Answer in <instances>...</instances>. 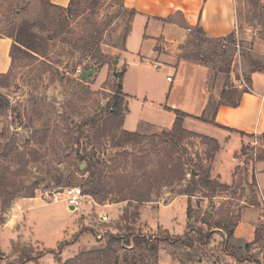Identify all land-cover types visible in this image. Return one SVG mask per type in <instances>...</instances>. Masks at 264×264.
Here are the masks:
<instances>
[{
  "label": "rangeland",
  "instance_id": "1",
  "mask_svg": "<svg viewBox=\"0 0 264 264\" xmlns=\"http://www.w3.org/2000/svg\"><path fill=\"white\" fill-rule=\"evenodd\" d=\"M40 1L0 0V35L4 36L12 23H34ZM240 6L238 23L241 19L244 25H250L263 32L264 17L260 3L257 2V8H254L245 0L244 6ZM16 8L22 10L18 16L14 14ZM96 12L93 20L104 28L101 50H106L105 45L122 48L123 35L130 25L131 14L122 10L120 6L117 7V4H101ZM87 14L84 16L87 17ZM81 21L82 19H79L71 25L72 34L62 37L65 41H50L48 57L45 59L29 57L15 50L13 52L15 63L7 75L0 77V133L4 135L0 139L2 149L4 148L3 154H0V175L7 174L14 186L8 192L15 193L8 207L0 210V264H19L22 250L29 248L35 251L29 254L33 259L28 264H59L55 259L57 257L64 262L80 253L102 250L107 243L108 235H126L125 225L117 220L118 207L100 209L94 206L111 205L109 200L117 197L113 194L101 204L95 200L93 202L86 200L75 212H69L64 201L53 203L43 197L57 189L85 188L84 177L75 173L83 172L86 168L85 164H80L77 160V152L82 153L84 149L95 160L103 163L101 169L105 181L110 185L109 191L116 189L113 185L118 176H129L137 174L138 171L140 174L142 170L154 172L160 165L170 162L171 152L154 137L141 145H130L116 150L110 147V138L98 139L94 137L95 131H91L88 139H80V147L75 144L79 135L76 126L89 118L96 116L100 119L106 115L107 108L112 105V91L116 88L118 78H114L112 72L113 70L120 72L123 68L122 66L118 69L119 64L113 66L109 63L99 66L87 80L79 78L80 72L98 66L92 60V57L98 58L94 50H89L88 53L75 46L76 41L82 36ZM139 30L131 27L126 36L128 50L122 53L124 57L122 63L125 61L127 65V72L122 79L123 92L127 96L125 99L127 128L161 135L162 130L171 129L173 124L174 113L164 109L167 99L182 96L186 86L184 83H178L173 77V83L167 82L165 65L155 69L152 64L140 62ZM240 54V58H236V50L230 46L218 62L209 63L210 86L216 81L223 86L225 75L220 70H223L227 63L230 64V70L235 71L239 65L244 74L249 70L247 67L251 61L250 55L243 57L241 51ZM111 58L113 61L116 57ZM243 77L241 85L242 89H246ZM171 83L176 87L172 94ZM244 142L240 168L232 190L214 195V197L222 195L221 199L213 200V197L208 200L205 197L208 196L207 190L197 189L191 198L192 213L188 225L202 226L200 222L205 218L204 212L207 211L212 214L210 223L213 227L215 221L231 216L234 218L248 203L247 196L250 191L245 181L249 179L254 162L263 155L264 143L259 137H248ZM210 149L211 144L196 137H186L174 149L171 158L174 160L181 158L182 162L190 159L193 166H200L205 170L211 164L207 159V151ZM82 165L84 167H81ZM169 167L174 166L171 164ZM184 171L186 176L183 181L158 188L150 196L151 202H158L160 199L170 200L177 195L185 196L183 192L188 187L193 170L189 172L186 166ZM253 192L256 193V186L253 187ZM255 196L258 200L257 194ZM259 199V206H255L257 208L246 209L241 215L249 232H253L252 222L257 221L258 213L263 212L261 195ZM3 201H0V206ZM28 201L30 205L26 208ZM146 204L140 205L138 210ZM102 212L106 215L101 214ZM99 215L104 217L100 218ZM138 225L146 240L158 241L165 237L158 228H149L142 223L136 224L135 227ZM203 228L206 230L208 227L203 225ZM257 228L262 232L257 244L250 247L249 251L238 247L234 249L240 250L237 251L239 257L260 260L264 264L262 219ZM138 231L139 229H136V233ZM214 232L209 249L199 250V254L204 253L203 262L234 264V260L223 252L224 232L220 229H214ZM158 246L157 254L136 248L130 251L123 243L115 249L119 264H168L172 261L170 256L178 264H183L182 261L185 264H194L186 263L184 255L187 251L168 248L163 244ZM42 249L44 250L41 257L36 259L35 255L41 253Z\"/></svg>",
  "mask_w": 264,
  "mask_h": 264
},
{
  "label": "trees",
  "instance_id": "2",
  "mask_svg": "<svg viewBox=\"0 0 264 264\" xmlns=\"http://www.w3.org/2000/svg\"><path fill=\"white\" fill-rule=\"evenodd\" d=\"M121 1L122 0H112L111 3L117 4L121 7ZM257 2H259V0H248V3H250L254 8H257ZM101 4L104 3L100 0H70L68 6L64 8L51 4L50 0H41L38 15L34 23H12L9 31L4 35L13 41L10 49V68H12L15 63L13 56V52L15 50L20 51L29 57L47 58L50 41H65L62 37L72 34L71 25L76 23L79 19H82L80 26L82 29V36L76 41L75 46L78 47V49L82 48L83 50H86L88 53H90L89 50H94V52L98 54V58L92 57L95 65L103 66L109 63L111 64L112 58L105 55L101 50L104 28L100 25L98 26L93 20L95 14L97 13V7ZM21 11L22 10L20 8H16L14 11L15 16H18ZM86 13H88L87 17L84 16ZM129 13L131 16L134 15L133 11H130ZM129 31L130 25L127 32L123 35V42L125 41ZM234 45V34L225 38L210 39L206 37L202 29L197 26L189 30L186 42L180 47V59L194 62L209 68L208 65L210 62H218V59L226 54L228 48L230 46L234 47ZM239 46L242 48V56L249 57L250 54L247 51L248 46L243 45L241 42H239ZM249 67L250 70L248 74L243 77L246 84L250 83V78L253 73L264 69V66L256 60H251ZM230 71L229 63L226 64L223 70H220V72L225 75L220 100L216 104L208 103V111L220 105H227L231 107L236 106L241 93L246 91V89L240 91L234 87L230 81ZM9 72L10 69L4 75H7ZM124 73L125 68L123 67L117 78L116 88L112 91V105L107 108L106 115L100 119L96 116L89 118L76 126V132L79 135L75 144H77L78 147L81 146L80 139H88L90 137L89 132L95 131V134L93 133L94 137H97L98 139L110 138V147L116 150L124 149L130 145H141L143 142H146L154 137L159 139L161 142L160 144L169 149L172 156L174 149L177 148L186 139V137H196L203 140V142L211 144V149L207 151V159L210 161L213 160L214 155L219 150L218 143L208 137L200 136L185 130L183 128V120L188 116L180 111H174L176 119L172 129L168 132H162L161 135L148 137L138 133L124 131L122 127L125 114L127 113L125 105V99L127 96L122 92V79ZM4 75H0V77ZM86 128H89V130H86ZM3 137V133H0V139ZM259 138L260 141L264 143V134ZM3 149L0 144V154H3ZM85 151L86 150L83 149L82 153L77 152L76 156L80 164H85L86 168L83 172H75L77 175L82 176L85 179V184L83 186V188H85L82 189L83 193L85 196H89L93 200L98 201V204L106 201L107 197L111 194L117 196L109 200L111 204L126 203V206L122 210L119 218V221L125 225L126 235H108L107 243L102 250H91L87 253H80L64 262L57 257L55 259L59 264H119L115 248L120 247L122 243L129 247L130 251H133V249L136 248L145 251L148 250L151 254H157L159 251L158 245L163 244L168 248L187 251V253L185 252V255L183 254L187 259L186 263H195V261L196 263H202L204 253L199 254V250L209 249L212 237L215 235L214 229H220L224 232L225 236L222 241L223 252L227 257L234 260V264H240L248 260L256 261L249 257H239L238 252L240 250H235L230 244L234 231L240 222L241 211H238L234 218H232L233 216L225 217L218 222H213V227H211L210 223L212 220V214L205 211V218L200 222L202 226L192 227L187 224V232L184 233L183 236L173 238L166 230L159 229L165 237L158 241L154 239V242L145 239L140 231L139 225L138 227H135L136 224L141 223L138 211L139 206L145 203H150V196L158 188L170 186L176 181H183L186 176L184 171L186 166L189 168V172L193 170L197 173V176H191L188 187L185 192H183V195L188 197L186 207V217L188 221L191 218L192 213L191 198L194 196L193 194L197 191V189L205 188L208 195L205 197L208 198V200H211L214 195L218 193H226L232 190L234 185L232 187H228L222 185L217 180H211L209 168L203 170L200 166H193L190 159L182 162L181 158L174 160L170 156V162L160 165V168L157 171L149 172L142 170L140 174L138 173L139 171H136L137 174L118 176L115 178V184L113 185L116 189L109 191L108 187L110 185L105 181L104 172L101 169L103 163L95 160L94 157L90 156V154ZM171 164H173V168L169 167ZM245 184L248 186L250 194L247 196L248 203L243 206V208L248 206H258L255 192H253L255 179L252 173L250 174L249 179L245 181ZM13 187L14 186L7 177V174L0 175V201L4 200L0 206L1 211L8 207L9 202L15 196L14 192H8L13 189ZM203 225L208 228L204 230ZM136 229H139L137 233ZM261 233V230L256 228L254 242L252 244L245 245L243 250L249 251L250 247L257 244ZM43 250L44 249H42L41 253L38 252L37 255H35V257H37L36 259L41 257ZM33 251H35L33 248H29L27 250L23 249L20 254L21 260L19 264H28L31 262L33 256H30L29 254H32ZM24 261L26 262L24 263ZM181 263L185 264L183 261Z\"/></svg>",
  "mask_w": 264,
  "mask_h": 264
},
{
  "label": "crops",
  "instance_id": "3",
  "mask_svg": "<svg viewBox=\"0 0 264 264\" xmlns=\"http://www.w3.org/2000/svg\"><path fill=\"white\" fill-rule=\"evenodd\" d=\"M100 1L106 5H112V0ZM69 2L70 0H50L51 4L64 8L68 6ZM259 3L264 17V0H259ZM244 4L245 0L121 1L122 10L134 12L130 22V30L131 27L140 29V50L138 51L140 62L152 64V67L154 64L165 65L166 76L172 75L178 83H184L186 86L182 96H172L167 99L164 109L173 113L176 110L186 114L188 117L183 120L185 130L208 137L218 143L219 150L211 161L209 174L211 180H217L228 187H232L236 181L237 171L241 163L240 155L245 143L244 139L260 137L264 134V69L251 75L250 83H245L248 88L241 93L236 106L220 105L208 111V103L216 104L220 100L222 83L216 81L213 86H210L209 68L180 59V47L186 42L189 30L197 26L210 39L225 38L234 34L239 42L248 46L247 51L251 60L259 61L264 66V30L260 32L255 27L244 25L241 19L238 23V17L240 18L238 10H240V5L243 7ZM12 43V39L0 35V75L6 74L11 67L10 49ZM105 46L106 50L103 49L102 52L109 57H119L118 69L123 66L125 76L127 65L125 61L122 63V60H124L122 53L128 50L127 40L122 43V48ZM247 68L250 70L249 64ZM248 71L246 70L244 74L239 65L235 71L232 69L230 72L231 83L240 91L243 90L239 87L242 82L241 78L248 74ZM172 83L171 86H173ZM174 91H176L175 85L170 94ZM175 119L176 115L174 114L173 124ZM122 129L141 135L157 134L148 133L144 130L133 131L127 128V113L124 117ZM171 129L162 130L160 134ZM251 173L255 179V195L257 194L258 200L255 197L259 206V195L264 199V153L259 160L254 162ZM259 192L260 194H258ZM221 198L222 195L214 197L213 200ZM187 203V196L182 195H177L170 200L160 199L158 202L147 203L138 210L140 221L149 228H158L166 230L170 235L183 236L187 232ZM28 205H30V202L27 203L26 208H28ZM94 206L100 209L118 207V220L126 203L108 206L95 204ZM250 208L257 207H245L241 210V215L244 210ZM261 216L262 214L259 212L257 221L252 222L253 232L248 231L242 216H240V222L234 231L230 244L238 248H244L245 245L252 244ZM170 259L172 261L168 264H178V262L173 261L171 256ZM240 264L262 263L260 260H248Z\"/></svg>",
  "mask_w": 264,
  "mask_h": 264
},
{
  "label": "built area",
  "instance_id": "4",
  "mask_svg": "<svg viewBox=\"0 0 264 264\" xmlns=\"http://www.w3.org/2000/svg\"><path fill=\"white\" fill-rule=\"evenodd\" d=\"M234 49L236 50V58L239 59L241 56L240 54L241 48L239 46V41L237 37H235ZM153 67L155 69L160 68L159 64H154ZM77 73H79V70ZM172 77H173L172 75L167 76L166 78L167 82H172ZM239 87L240 89L243 88L241 84ZM245 88L247 89L248 87L245 85ZM58 190L59 189L49 192L45 194L43 197L48 198L53 203L64 201L67 205L68 210L70 207L72 208V211L70 212L78 211L80 207H82L85 204L86 200H91L93 202V199L91 197L84 195L83 190L80 187L62 188V193H59ZM261 209L263 211L261 219L264 222V199L263 198L261 201ZM99 217L102 218L104 217V215H100Z\"/></svg>",
  "mask_w": 264,
  "mask_h": 264
},
{
  "label": "water",
  "instance_id": "5",
  "mask_svg": "<svg viewBox=\"0 0 264 264\" xmlns=\"http://www.w3.org/2000/svg\"><path fill=\"white\" fill-rule=\"evenodd\" d=\"M111 64H112L113 66H114V65H115V66L118 65V64H119V57H116V58L111 62ZM98 68H99V66H94L93 68H91V69L88 70V71L80 72V74H79V78H80L81 80H87L88 77H90L92 74H94L95 71H96ZM119 73H120V72H118V71H116V70H113V72H112V76H113L114 78H117V77L119 76ZM81 167H84V166L82 165ZM191 174H192V175H196V173H195L194 171H192ZM58 192H59V193H62V189H59ZM69 210L72 211V208L70 207Z\"/></svg>",
  "mask_w": 264,
  "mask_h": 264
}]
</instances>
